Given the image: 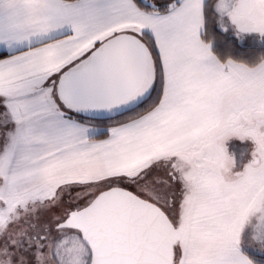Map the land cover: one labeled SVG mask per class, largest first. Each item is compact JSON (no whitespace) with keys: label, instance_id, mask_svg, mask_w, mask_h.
Listing matches in <instances>:
<instances>
[{"label":"snow or ice","instance_id":"6c2138e0","mask_svg":"<svg viewBox=\"0 0 264 264\" xmlns=\"http://www.w3.org/2000/svg\"><path fill=\"white\" fill-rule=\"evenodd\" d=\"M0 264H264V0H0Z\"/></svg>","mask_w":264,"mask_h":264}]
</instances>
